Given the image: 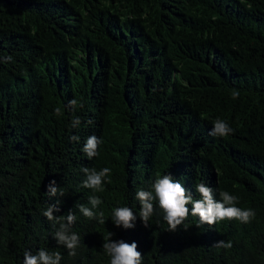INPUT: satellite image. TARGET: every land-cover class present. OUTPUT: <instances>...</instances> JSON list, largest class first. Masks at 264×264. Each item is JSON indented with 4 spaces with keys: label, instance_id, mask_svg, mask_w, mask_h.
Wrapping results in <instances>:
<instances>
[{
    "label": "trees",
    "instance_id": "trees-1",
    "mask_svg": "<svg viewBox=\"0 0 264 264\" xmlns=\"http://www.w3.org/2000/svg\"><path fill=\"white\" fill-rule=\"evenodd\" d=\"M217 118L232 133L210 135ZM92 135L102 143L89 159ZM85 167L111 170L101 191L82 187ZM157 174L195 199L201 182L217 200L228 191L255 217L198 226L189 214L170 232L154 202L147 227L137 215L117 228L112 210L138 214L136 191ZM52 180L63 195L48 194ZM93 194L104 224L76 207ZM53 204L76 216L75 255L43 215ZM108 232L136 242L141 264H264V0H0V264L40 249L110 264Z\"/></svg>",
    "mask_w": 264,
    "mask_h": 264
},
{
    "label": "clouds",
    "instance_id": "clouds-1",
    "mask_svg": "<svg viewBox=\"0 0 264 264\" xmlns=\"http://www.w3.org/2000/svg\"><path fill=\"white\" fill-rule=\"evenodd\" d=\"M11 60V57L7 58ZM233 98L239 96V92L233 90ZM77 100L73 99L69 102L70 107L77 105ZM56 115L62 114V109H55ZM81 123L79 117H75L72 121V127H78ZM91 123V121H88ZM233 129L222 119L217 118L213 124L210 135L225 137L232 133ZM71 139L78 141L79 137ZM102 140L92 135L86 139L83 147V152L89 159L96 157L98 147ZM110 169L105 167L99 171L96 168H83L84 180L82 187L91 189L93 192L101 191L104 178L109 175ZM60 191L56 181L52 180L47 186V192L51 196H55ZM195 191L199 194V198L195 199L193 195L183 186V184L174 179L171 175L157 174L155 180L150 183L148 189L140 188L136 191L135 199L139 201V212L134 213L130 207H117L112 210V222L117 228L132 229L135 227L137 215L143 222L144 226L149 225V221L155 212L154 202L158 204L162 212V219L168 225L170 232H175L177 228L184 223L189 214L199 218V224L212 225L218 221L239 220L242 223H248L255 217L253 209H242L237 207L238 197L228 191H220L217 200L213 196V189L201 182L195 185ZM60 195L63 192L60 191ZM103 201L95 194L88 197L87 205L77 204L76 207L84 217L96 219L98 223L104 224V212L96 211ZM188 205H191V211ZM60 211V208L53 204L49 205L43 212V215L50 221L57 220L60 223L59 229L54 234V239L58 245H61L69 250L70 255H75V249L78 247L80 237L70 231V226L76 220V216L72 210H69L66 217L57 218L54 213ZM114 233L108 232L104 237L102 245L103 252L110 258V264H141L142 254L138 251L136 242L126 243L123 240H113ZM214 247L231 248L230 241L219 240L215 242ZM62 256L59 251H48L40 249L35 254L31 252L24 253L23 264H60Z\"/></svg>",
    "mask_w": 264,
    "mask_h": 264
}]
</instances>
